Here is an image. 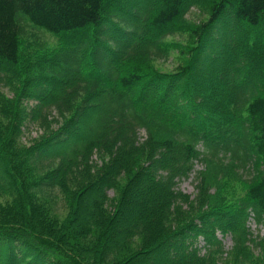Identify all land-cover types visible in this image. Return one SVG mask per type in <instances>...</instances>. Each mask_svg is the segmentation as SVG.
Returning <instances> with one entry per match:
<instances>
[{
	"label": "trees",
	"instance_id": "16d2710c",
	"mask_svg": "<svg viewBox=\"0 0 264 264\" xmlns=\"http://www.w3.org/2000/svg\"><path fill=\"white\" fill-rule=\"evenodd\" d=\"M191 6L208 19L189 61L160 71ZM30 28L59 47L32 110L0 123V264H264L246 228L250 213L264 228V0H0V83ZM49 117L59 129L24 145L22 122ZM198 162L190 198L178 183ZM217 177L244 195L220 207Z\"/></svg>",
	"mask_w": 264,
	"mask_h": 264
},
{
	"label": "rangeland",
	"instance_id": "374dc122",
	"mask_svg": "<svg viewBox=\"0 0 264 264\" xmlns=\"http://www.w3.org/2000/svg\"><path fill=\"white\" fill-rule=\"evenodd\" d=\"M207 19L208 14L206 9L191 6L184 16L181 27L178 26L179 28L172 30L173 34L170 33L171 30L169 29L170 35L166 36L161 45V48L166 52V57L153 62L152 66L163 72H172L175 71L177 67L186 65L189 61V50L185 48V46L193 41L190 36L189 27L205 22ZM223 28H220L219 31L227 30L226 27ZM228 33L229 31H226L225 36ZM58 47V38L41 29L30 28L28 34L20 39L18 73L10 75L4 82L0 83L1 103L5 107L1 111L2 116L0 119V123L3 127H9L11 122H18L17 120L20 119V113L24 115L32 110L36 98H32L30 95L32 94L36 97V88L41 86L46 76L43 75V70L45 69L43 68L45 66L43 64V59L49 57ZM190 49H192V46H190ZM30 102H34V104L31 106ZM56 121L57 118L49 117L47 123L42 127L38 122L24 120L20 127L21 141L24 145L41 142L49 136V133L56 132L59 129L60 123ZM140 137H144L143 131L140 132ZM91 160L94 164H97L98 167L103 162V159L99 160L96 155L92 156ZM202 168V165H198L195 169L198 171ZM194 176L195 175L192 174L189 179L181 181L178 186L179 190L192 196L195 191ZM217 178L220 181L218 189L213 187L209 192L213 195V198H216L220 207L223 208L225 207L224 205H231L233 200L244 195V188L241 184L236 182L232 183L223 178L220 180L221 177ZM109 197H113L111 192H109ZM59 211H62V209L59 208ZM134 211V208L130 207L128 209V216L131 217ZM218 236L221 238V235ZM223 243L225 250L229 249L232 245L229 236L223 238ZM260 254L261 250L258 255ZM156 259L158 261L159 258L156 257Z\"/></svg>",
	"mask_w": 264,
	"mask_h": 264
}]
</instances>
